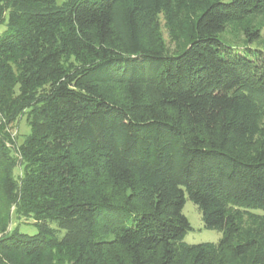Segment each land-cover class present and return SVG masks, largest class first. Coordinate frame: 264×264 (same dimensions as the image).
<instances>
[{
	"label": "trees",
	"instance_id": "1",
	"mask_svg": "<svg viewBox=\"0 0 264 264\" xmlns=\"http://www.w3.org/2000/svg\"><path fill=\"white\" fill-rule=\"evenodd\" d=\"M263 16L264 0H0V264H264V53L219 37H259ZM185 197L218 241H183Z\"/></svg>",
	"mask_w": 264,
	"mask_h": 264
},
{
	"label": "rangeland",
	"instance_id": "2",
	"mask_svg": "<svg viewBox=\"0 0 264 264\" xmlns=\"http://www.w3.org/2000/svg\"><path fill=\"white\" fill-rule=\"evenodd\" d=\"M259 19V21L261 22L264 21V16ZM4 29L5 26L0 25V33H2ZM162 30L165 40L168 41L166 29L163 28ZM219 37L227 44L235 47V49L242 50L244 47H250L252 49L261 50L264 53V27H262V29L260 30L259 37L252 38L248 41H245L246 35L244 33L236 31L232 27H226L219 34ZM170 47L172 48L173 44H170ZM8 130L12 139L14 140V145H19L20 142L23 140L24 135L29 131V127L25 121V117L20 116L16 122L10 124ZM17 172H19L18 169ZM255 212L259 214L262 213L259 210ZM182 213L185 215L191 226V230H189L183 238V241L185 243L193 244L200 242H216L221 238L222 233L220 231L204 228L203 222L201 220V215L197 206L191 200H189L188 197H185ZM246 219L247 218L245 217L242 223L243 229L248 228L250 226L249 220L247 219V221ZM16 225H19L18 228L20 232L33 234L37 231V228L32 223V219H25L23 217L17 219L14 215H12L10 226L8 228L14 227ZM62 232L63 231H61V233Z\"/></svg>",
	"mask_w": 264,
	"mask_h": 264
}]
</instances>
